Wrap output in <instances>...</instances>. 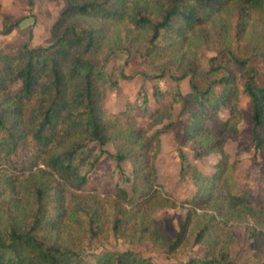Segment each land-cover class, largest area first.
Wrapping results in <instances>:
<instances>
[{"label":"trees","instance_id":"1","mask_svg":"<svg viewBox=\"0 0 264 264\" xmlns=\"http://www.w3.org/2000/svg\"><path fill=\"white\" fill-rule=\"evenodd\" d=\"M36 1L25 0L29 14L14 21L0 10V35H9L25 19L34 20ZM63 1L48 45H0V172L7 174L0 176V197L2 188L13 189L18 174L35 169L24 192L29 208L24 212L20 201L13 202L0 223V264H156L137 248L87 256L85 250L100 241L103 217L124 244L147 241L172 256L192 238L205 253L184 264H232L229 247L237 236L224 228L251 225L245 229L255 240L256 231L264 230V176L255 196L240 180L230 188L223 151L238 132L243 94L251 102V139L243 149L264 152V34L250 53L241 47L223 49L207 68L175 58L188 36L228 5L264 18V0H142L132 6L125 0ZM134 32L143 33L137 52L149 71L140 73L135 102L113 113L104 105L107 89L116 88L119 78L132 77L109 74L106 66L115 54L129 52ZM162 60L167 61L157 69L154 64ZM185 79L186 94L181 90ZM146 81L152 87V111ZM221 110L227 118L220 117ZM144 119L146 126H140ZM167 132L183 145L193 144L196 159L221 156L217 171L202 175L177 149L180 179L209 184L192 196L193 210L172 237L150 218L153 209L174 205L157 184L154 163ZM126 162L130 175L122 166ZM219 189L222 196L214 197ZM97 192L109 199V213L88 201Z\"/></svg>","mask_w":264,"mask_h":264},{"label":"rangeland","instance_id":"2","mask_svg":"<svg viewBox=\"0 0 264 264\" xmlns=\"http://www.w3.org/2000/svg\"><path fill=\"white\" fill-rule=\"evenodd\" d=\"M141 1L125 0V3L132 6L138 2L141 3ZM63 8V0H37L33 8L35 16L33 25L25 29H14L5 37V42L0 45L5 46L9 43H28L31 47L48 45L50 43L49 30ZM0 10L3 14L10 16L13 21L29 14L25 0H0ZM118 27V29L123 31L122 26L119 25ZM240 29L242 30L241 37L236 40L237 31ZM263 34L264 18L260 14L244 10L239 5H228L221 13L213 16L208 23L203 24L195 35L188 36V40L182 49L177 52L175 59H178L184 65L190 64L198 68H207L208 60L223 49L237 50L241 47L244 52L250 53L252 48L259 45ZM111 35H115V33H111ZM126 42L128 43V41ZM143 43V33H132V42L128 43L129 52L117 53L107 63V73L110 74L115 71L117 75L121 72L132 77L130 80L119 78L116 88L107 89L104 105L110 112L121 111L127 103L135 102L136 91L143 82L140 73L149 71L148 63L137 52L142 49ZM166 61L162 60L156 62L154 65L159 69ZM178 64L176 63L175 65L178 66ZM164 81L167 83L168 79H164ZM144 84L149 94V108L152 111L155 108V103L151 96V83L146 81ZM181 90L184 94L189 91L188 79L181 82ZM238 108L241 114L238 132L235 137L229 138L223 146V151L228 161L225 177H228L226 181L230 185V188L236 180H240L239 182L243 186L250 188L252 196H255L259 188V179L261 176H264V152L255 151L253 147L243 149L251 139V102L243 94L240 95ZM176 111L177 107L175 108ZM219 115L222 119H225L227 118V111L221 110ZM138 123L140 126H146L147 120H139ZM192 147L193 144L191 143L183 145L176 138L174 132L164 133L161 136L160 152L154 162L157 173V184L161 187L162 192L166 194L167 198L174 202V205L167 204L153 209L150 212V218L160 221L162 232L169 237H172L179 231L186 216L192 212L194 205L189 204L192 196L198 194V191L202 190L204 185L209 184L205 183L202 185L191 180L180 179L177 149L181 148L187 153L191 165L202 175L215 173L217 171L216 165L221 161V156L217 153H211L200 159H196L194 153L191 151ZM107 149L114 153L112 146H107ZM122 166L126 174L130 175V163L126 162ZM34 171L35 169H32L31 172L16 174L12 190L9 191L8 188H2L3 192L0 197L1 224H4V220L8 217L9 209L13 202L20 201L24 212L29 208L25 204L24 192L32 180L31 173ZM0 176L6 177L7 174L0 172ZM242 179H246L248 182L242 181ZM222 191L223 189L217 190L214 197L222 196ZM65 193L69 196V193L66 191ZM88 201H96L106 213H109L110 201L101 192L89 195ZM221 203L223 201H217L218 205ZM206 209H210V205ZM195 210L197 213L200 212L198 206L195 207ZM248 219L249 217L246 218V222L251 224L252 221ZM102 221L104 231L100 235V241L85 250L87 256L89 254H102L107 250L137 248L144 256L150 257L156 264H184L191 257L202 258L205 253L204 247L195 245L192 238H189L186 248H179L172 256L167 255L162 249L153 246L151 242L147 241L136 245H127L121 240L114 238L112 232L107 229L108 222L104 217ZM244 224L227 225L228 227H225L226 230L224 228L223 231H227V229L231 230L238 239L241 238L243 230L249 235L250 231L246 230L245 227L251 228V225ZM256 236L264 238V230L256 231ZM230 251L231 248L229 247Z\"/></svg>","mask_w":264,"mask_h":264},{"label":"crops","instance_id":"3","mask_svg":"<svg viewBox=\"0 0 264 264\" xmlns=\"http://www.w3.org/2000/svg\"><path fill=\"white\" fill-rule=\"evenodd\" d=\"M33 25V19L23 20L15 29H25ZM1 30V21H0ZM8 36V35H7ZM0 35V44L5 42V37ZM230 260L232 264H264V238H249L245 230L241 238H238L231 246ZM235 249V250H234Z\"/></svg>","mask_w":264,"mask_h":264}]
</instances>
